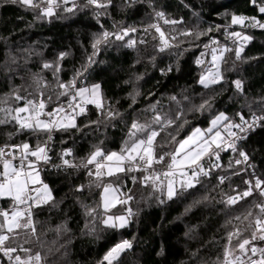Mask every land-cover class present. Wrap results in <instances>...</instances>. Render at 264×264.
Returning <instances> with one entry per match:
<instances>
[{
    "label": "trees",
    "instance_id": "1",
    "mask_svg": "<svg viewBox=\"0 0 264 264\" xmlns=\"http://www.w3.org/2000/svg\"><path fill=\"white\" fill-rule=\"evenodd\" d=\"M75 2L78 7L73 12L63 10L72 7L69 3L52 17H39V9L0 0V100H8L7 105L0 107L22 106L23 101L13 98L17 92L32 99L38 97L39 91L44 92V98L52 96L47 110L58 103L66 105L68 97L57 100L56 93L62 91L57 77L64 83L75 77L77 88L99 84L104 111L119 113L115 119L106 120L94 105L88 104L86 113L76 117V128L54 134L49 143L53 160L70 149L79 166H40L53 199L32 208L35 236L30 230L21 229L14 240L7 242L18 249L13 256H26L19 250L22 245L31 250V255H41L40 264H101L115 244L128 240L131 248L114 264H222L228 234L239 229L240 240L249 238L253 231L249 225L259 214L255 205L264 200L254 193L235 205L226 203L229 196L247 189L248 176L264 180V120L240 148L253 163L248 175L235 164L238 156L222 155L215 162L220 166L209 176L199 177L195 188L179 189L169 200L151 186L134 184L132 173L121 174V199L132 197L115 210L117 214L127 213V207L132 211L128 225L121 229L101 223L104 213L98 205L102 189L95 186L94 178L80 165L97 146L105 151H119L132 122L151 123L156 113L175 119L182 111L176 124L187 121L179 129L173 125L160 133L157 144L163 147H157V154L176 147L168 143V133L182 140L196 128H207L220 113L234 123H241L238 113L247 121L254 116L264 117V31L249 34L240 59L235 56L238 47L226 53L220 64L223 79L219 83L208 88L199 83L211 61V52L205 50V45L210 46L213 40L222 42L233 31V14L263 19L264 13L259 12L257 5L264 6V0H256V4L252 0H111L106 9L84 7L86 0ZM157 12H163L166 19L182 22L164 24ZM157 19L169 38L183 30L206 34L199 39L178 36L172 41L178 47L160 52L158 33L148 28L158 23ZM133 27L137 29L131 34L137 41L134 47L126 46L129 37L124 41L112 37L98 51L93 49L94 40L103 31L117 33L120 28ZM61 53L66 54L63 59L59 58ZM197 59L202 61L200 65ZM45 63L58 65L60 71L54 76V69L43 68ZM77 72L83 74L77 76ZM40 78L47 87L36 83ZM236 80L242 81V92L236 89ZM205 101L208 104L201 110L199 106ZM152 105L156 106L155 113ZM97 120L100 122L93 123ZM47 139V133L17 132L14 123L0 125V147L24 142L35 146ZM221 176L226 177L222 184L218 179ZM81 187L83 190L79 191ZM10 204V200L0 199V208L8 209ZM89 209L96 211L88 215ZM249 211L253 215L245 219ZM238 242L234 237L232 245ZM254 244L264 247V241Z\"/></svg>",
    "mask_w": 264,
    "mask_h": 264
},
{
    "label": "snow or ice",
    "instance_id": "2",
    "mask_svg": "<svg viewBox=\"0 0 264 264\" xmlns=\"http://www.w3.org/2000/svg\"><path fill=\"white\" fill-rule=\"evenodd\" d=\"M10 2L19 3L33 10L39 9V17H52L56 14L57 9L69 3L72 4V7H64L63 10L66 12H73L78 7L75 0H10ZM252 3L256 4V0H252ZM45 4L46 6H44ZM110 4L111 0H107L106 3H101L100 0H86L84 7L94 6L97 9H106ZM257 7L260 13H264V6L257 5ZM99 15L100 13L97 12V16ZM156 16L163 20L164 24L175 25L182 22L166 19L163 12H157ZM246 21H250V23L246 24ZM231 23L242 27L259 26L264 29V23H261L256 17L249 18L233 14ZM148 28H152L158 33V50L160 52L172 47H178V45L172 43V41L178 39V36L199 39L206 34L183 30L179 32L178 36L171 35L169 38V35L165 33L158 23L150 24ZM148 28H145L144 31L147 32ZM136 31L137 29L134 27L122 29L117 33L103 31L96 37L92 47L98 51L99 46L108 43L112 37L117 41H124L125 37H129L126 41V46L134 47L137 41L131 38V34ZM208 31H211V29ZM229 35L241 37L242 34L240 32H231ZM153 39H157V37L154 36ZM249 39V36H243L244 41ZM140 43H145V41L141 40ZM212 43L216 44L218 42L213 40ZM205 47L208 48L210 46L205 45ZM228 51H232V49L227 47L221 49L211 48V66L201 75L199 80V83L205 88L217 84L223 79L220 63L224 60V54ZM242 51L243 45L235 50L237 59H240ZM65 55V53H61L59 58L63 59ZM202 55L204 54L202 53ZM89 61L91 62V57H89ZM196 63L200 65L202 61L197 59ZM43 68L54 69V76L60 71L58 65L54 66L49 63H45ZM82 74L77 72V76ZM36 83L40 87H47L43 83L42 78L38 79ZM234 84L238 91H243L242 81L236 80ZM57 86L62 89V91L56 93L57 100L60 97H68L66 105L58 103L49 111L47 109L49 103L52 102L51 95L44 98V92L38 89V97L29 99L28 96H22L17 92L13 98L17 102L23 101V105L0 107V114H2L0 116V125L14 123L17 126V132L47 133L48 141H50L53 132L76 128V117L86 113V105L88 104L94 105L106 120L115 119L119 115L118 112H114L111 109L107 110V112L104 111L99 84L93 85L91 88H77L75 77L68 83L60 81L57 77ZM70 93L71 95H69ZM173 99L175 98L173 97ZM133 100H135V97H133ZM0 104L7 105L8 100H0ZM207 104L208 101H205L199 108L202 110ZM151 111L156 112L155 105L151 106ZM182 115L183 112L181 111L173 119L156 113L151 123L143 124L134 120L129 127L127 139L119 151H105V149L97 146L89 154L82 166L89 169L87 174L90 177H94L95 186L102 189L100 194L101 202L98 207L103 209L104 217L101 223L105 227L113 229L123 228L128 223V219L124 215L107 214L118 204H127L132 199L131 196H128L127 199L120 198L122 195L119 184L122 179L121 174L144 173L141 177L132 175L130 177L132 182L134 184L139 182L143 187L151 186L154 192H160L171 200L177 195V184H179L181 190L185 191L195 188L200 182L199 177L209 176L212 169L220 166L212 161L213 159L219 161L220 152L225 150V137L222 135L221 126L227 136L233 138L231 142L227 143V148L236 151V141L245 137L237 136V133L233 132L232 129L235 128L240 132H245L248 128H252L257 120H264V117L254 116L252 123H249L242 114L238 113L241 123H234L227 115L220 113L211 120L210 127L203 130L196 128L182 140H177L175 135L168 133L170 138L168 143H174L176 147L171 152L157 154V147H163V145L157 144V137L160 136L161 132L166 131L173 125H176L177 129L183 127V124L187 123V121L176 124V121L180 120ZM99 122L97 120L93 123ZM48 152L47 141L43 144L37 143L35 146L24 142L19 145L6 144L0 147V199L11 201L8 209L0 208V252H3L9 260L14 259L15 264H32V261L40 264L42 260L39 253L31 255V250L24 248L22 245L19 246V250L23 251L26 256L22 258L20 255H16L13 258L11 254L16 253L18 249L17 247L8 246L7 242L14 240L18 235V230L21 229L30 230L32 235L35 236L36 228L32 219V208L47 204L53 198L49 186L40 177V165L47 164L51 160ZM71 155L70 149L62 154L63 164L69 167H76L68 159H64V157ZM239 155L243 160L237 159L235 164L239 165L242 162H247L248 155L245 152L240 151ZM205 159L208 160L207 169L203 163ZM157 165L161 167L157 168ZM113 178L115 182H113ZM218 179L222 184L226 177L221 176ZM245 183L248 184V188L243 192H237L235 196H229L226 201L228 205H235L239 201L252 196L254 190L258 191L260 197L264 198V180L257 178L254 184L252 181H245ZM78 190L82 191L83 187ZM255 207L259 209V214L255 217L254 224L249 225V227L253 228L251 236L240 240L242 233L239 229L235 232H230L227 237L228 244L225 245L222 264H264V247H257L254 244V241L257 240L264 241V200L256 204ZM95 211L96 209H89L87 214L92 215ZM127 213L128 216L132 215L130 208L127 209ZM252 215L253 213L249 211L245 219ZM236 219H240V217H236ZM234 237L239 241L235 246L232 245ZM129 248H131L130 241L122 240L106 253L103 261H106L107 264H114V261L118 260L121 253ZM103 261L101 264H103Z\"/></svg>",
    "mask_w": 264,
    "mask_h": 264
},
{
    "label": "built area",
    "instance_id": "3",
    "mask_svg": "<svg viewBox=\"0 0 264 264\" xmlns=\"http://www.w3.org/2000/svg\"><path fill=\"white\" fill-rule=\"evenodd\" d=\"M245 17H248V16H245ZM259 20L261 23H264V18L263 19H257ZM158 21V24L161 26V23L159 22V20L157 19ZM246 24H249L250 21H246L245 22ZM232 32H240L242 35L241 37H232L230 36L229 34L227 35V37H225V39L220 42V41H217L218 43L216 44H213L211 43L210 47L208 48H205L206 51L208 52H211V48H217V49H221V48H224V47H227L229 49H234L236 47H240L241 45H246L247 44V41H244L243 40V36H247L249 35L250 33H253V32H263L264 29L260 28L259 26H255V27H252V26H247V27H242L241 25H233L232 27ZM123 28H120L118 30V32H120ZM211 66V65H210ZM209 66V67H210ZM87 107L88 105H86V110H87ZM253 119L248 121L249 123H252ZM263 120H257L256 123L253 125L252 128H248L245 132H240L238 129H232L233 132H236L237 133V136H243L245 137L244 139H240V140H237L236 141V145H237V150L236 151H233L232 149L230 148H227V143L228 142H231V140L233 139L232 137H228L227 134H224V137H225V144H224V148L225 150L221 151L220 152V158L222 155H229V156H238V159L239 160H243V158L239 155V152H240V148L242 146V143L247 139V137L254 131H256L262 124ZM247 128V126H245ZM57 131L53 132L51 135H52V139L50 141H48L47 139V143H48V148H49V143L54 139V134L56 133ZM48 155L51 157V153H50V149H49V152H48ZM62 157V156H61ZM58 158L56 161L53 160V158L51 157V160L49 163L47 164H41L40 166H56V167H59V168H75V167H69V166H66L63 164V161L62 159ZM64 159H68L72 164L79 166L75 160L73 159L72 156H66L64 157ZM213 163H215L216 161L213 159L212 161ZM203 163L205 164V167L207 169L208 167V160L205 159V161H203ZM82 166V165H80ZM239 166H241L243 168V171L244 173H246L247 175L249 174V170L251 168H253V163H250L249 159L247 160V162H242L241 164H239ZM91 167V166H89ZM157 168L161 167L159 165L156 166ZM85 168V167H84ZM86 169V173H88V168H85ZM213 170V169H212ZM133 175L137 176V177H140V172H134L132 173ZM88 175V174H87ZM89 176V175H88ZM94 178V177H92ZM255 180L256 179H251L249 176L247 177V181H252V183L254 184L255 183ZM247 188H248V184H247ZM258 194V191H255L253 192V194ZM13 256V254H11ZM14 258V256H13ZM255 258V257H254ZM0 264H15V261L14 259L13 260H9V258L7 256H5L3 254V252H0Z\"/></svg>",
    "mask_w": 264,
    "mask_h": 264
},
{
    "label": "rangeland",
    "instance_id": "4",
    "mask_svg": "<svg viewBox=\"0 0 264 264\" xmlns=\"http://www.w3.org/2000/svg\"><path fill=\"white\" fill-rule=\"evenodd\" d=\"M75 1H77V0H75ZM247 36H250V35H247ZM227 53V52H226ZM226 53L224 54V57H225V55H226ZM221 64V63H220ZM214 119V118H213ZM211 122V121H210ZM208 127H210V123H209V125H207V128ZM200 129H204V128H202V127H199ZM207 128H205V129H207ZM221 132H222V135H224V134H226L224 131H223V127L221 126ZM40 177H41V179L43 180V177H42V173H41V171H40ZM43 182H44V180H43ZM45 183V182H44ZM121 188V187H120ZM180 188H179V184H177V190H179ZM51 190V189H50ZM120 191H121V189H120ZM51 193H52V191H51ZM52 197H53V194H52ZM120 198H121V196H120ZM53 199V198H52ZM50 202V201H49ZM43 205H45V204H43ZM42 205V206H43ZM122 205L121 204H118L115 208H113V209H111V211L109 212V213H107L108 215H112V214H116V215H124V216H126L127 217V219H128V223H129V217L130 216H128V214L126 213V211H125V213L123 212V213H119V214H117L116 213V211L115 210H118L120 207H121ZM34 208V207H33ZM129 207H127V209H128ZM103 210V209H102ZM128 223H127V225H128ZM126 225V226H127ZM125 226V227H126ZM124 228V227H123ZM119 229H121V228H119Z\"/></svg>",
    "mask_w": 264,
    "mask_h": 264
},
{
    "label": "water",
    "instance_id": "5",
    "mask_svg": "<svg viewBox=\"0 0 264 264\" xmlns=\"http://www.w3.org/2000/svg\"><path fill=\"white\" fill-rule=\"evenodd\" d=\"M129 249H130V248H129ZM129 249H126L123 253H121V255H123V254H124L125 252H127ZM121 255H120V256H121Z\"/></svg>",
    "mask_w": 264,
    "mask_h": 264
}]
</instances>
